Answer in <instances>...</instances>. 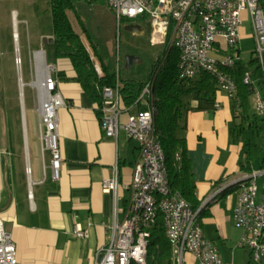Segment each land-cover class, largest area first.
<instances>
[{"label":"crops","instance_id":"0c3cea01","mask_svg":"<svg viewBox=\"0 0 264 264\" xmlns=\"http://www.w3.org/2000/svg\"><path fill=\"white\" fill-rule=\"evenodd\" d=\"M96 2L105 4L115 16L104 0ZM143 18L150 20L152 33L151 19ZM133 25H129L133 33L145 32L141 24ZM14 34L19 49L17 33ZM81 36L91 51L89 40ZM28 38L30 46L31 37ZM46 42L53 45V35H41L34 51L45 50L48 61ZM53 57L55 60L50 64L56 67L54 75L67 103L58 113L62 154L60 176L58 179L53 177L52 153L44 148L41 131L40 140L34 137L29 145L24 102L20 99V112L12 115V124L4 109L5 103H1L0 218L16 245L18 264H95L97 250L110 241L115 224L127 217L139 145L124 129L119 130L117 137L105 135L98 104L90 99L80 83L59 77V73L69 78L76 76L71 60L58 58L55 48ZM95 62L102 74L99 61L96 59ZM234 102L233 97L222 90L217 91L214 99L195 91L186 94L181 135L187 140L193 179L204 208L197 224L205 238L218 247L222 264H248L252 259L251 251L238 245L242 231L236 227L233 218L241 187L227 193L222 191L234 185L236 180L262 171L256 179L259 186L257 201H262L264 157L258 162L262 151L253 161L249 174L240 170L239 161L246 159V133L264 136V116L255 108L258 119L252 117V128L246 127L250 120L243 121L247 139L235 138L234 129L242 122V117ZM138 110L141 109L134 107L131 112ZM122 119H126L125 114ZM116 172L122 185L117 192L106 191L103 182ZM220 180L223 182L214 186ZM76 224L87 230L85 237L73 233ZM173 261H176L174 253ZM260 261L264 264V257ZM184 264L199 262L192 253H186Z\"/></svg>","mask_w":264,"mask_h":264},{"label":"built area","instance_id":"2783aa9c","mask_svg":"<svg viewBox=\"0 0 264 264\" xmlns=\"http://www.w3.org/2000/svg\"><path fill=\"white\" fill-rule=\"evenodd\" d=\"M104 1L114 11L118 24L123 19L148 16L153 27L152 40L156 43L165 41L172 23L175 43H179V49H185V56L180 57L179 76L183 79H193L203 72L210 74V70H217L215 79L218 86L230 97L237 93L235 78L228 71L210 67V60L242 59L239 44L244 11H248L251 18L256 57L260 63L263 61L264 7L261 0ZM190 54H202L209 63V70H201L197 64L191 63ZM32 56V86L36 91L41 140L44 148L52 153V173L53 177L58 179L62 165L58 113L67 103L54 75L56 67L48 63L45 50L33 51ZM92 58L96 61L94 55ZM15 64L20 65L19 55L15 58ZM116 72L117 84L106 85L102 89V101L99 105L101 126L108 137H117L119 130L124 129L130 138L138 142L139 157L130 184L131 197L127 217L115 224L110 241L97 250L95 264H143V257H148L150 229L156 223V215L154 210V219H148V225H140L134 221V212L135 207H144L146 218V210H151L155 189H162L160 208L164 213V226L170 235L176 263L184 264L185 254L192 253L199 264H222L218 247L205 238L202 228L197 224L198 211L194 212L187 200L174 203V196H178L177 191L175 195H167L166 188L161 184L158 155L148 127L146 87L144 86L138 99L146 108L131 112L135 106L129 108L122 104L118 67ZM249 76L253 80L252 71H249ZM19 81L20 85L24 86L21 74ZM255 97V107H258L259 114L264 116V97L259 92H256ZM20 99L23 101L22 93ZM124 114L125 120L122 119ZM262 174V171L254 172L247 180L240 182L241 191L233 215L236 227L242 231L238 245L248 248L255 261L264 257V192L262 201L258 202L259 186L256 181ZM121 185L117 172L103 182L106 191L117 192ZM73 233L78 237H85L87 230L76 224ZM0 264H18L16 245L1 218Z\"/></svg>","mask_w":264,"mask_h":264},{"label":"trees","instance_id":"16d2710c","mask_svg":"<svg viewBox=\"0 0 264 264\" xmlns=\"http://www.w3.org/2000/svg\"><path fill=\"white\" fill-rule=\"evenodd\" d=\"M89 1L96 2L98 0ZM49 2L52 13V35L55 54L58 58H69L76 71L75 77L69 78L64 73H59V77L80 83L90 99L99 106L102 101L103 87L117 84V72L106 64L97 45L89 35L85 21L78 12L76 0H49ZM261 5L264 7V0H261ZM68 10H72L75 13L82 30L87 33L86 36L87 40H89L91 51L99 61L102 74L97 69L96 62L93 60L92 53L87 48L81 33L77 32L73 27ZM130 20L132 19H123V21ZM173 30V24L171 23L164 41L165 44H168L167 53L154 64L148 80L121 79V76H119L120 95L122 104L125 107L135 106L138 109H145L146 105L138 99L147 81L156 74L154 85V104L157 108L156 124L158 136L165 152L170 186L173 191H180L183 194L193 211H198L197 218H199L203 215L204 208L201 207V199L198 197L193 179L192 162L188 154L187 140L185 136L181 135L184 96L195 91L201 96L214 99L220 88L215 77L207 72H203L193 79H183L179 76L180 52L172 40ZM254 63L257 65L252 70L250 66ZM228 71L237 83V93L233 96V100L235 101V107L240 109V116L242 117V122L236 125L234 129V137L245 140V128H252L254 123L252 117L256 118L255 120L257 121L258 115L250 113V98L254 93V88L245 84L243 78L247 71H252V74L261 73L263 75L264 70L258 57H256L255 51H253L249 64L241 59ZM235 96H237L236 99H234ZM245 120H250L246 127L243 124ZM245 141L246 159L239 161V167L241 171L249 174L253 169V161L261 153V146L250 139ZM221 182L223 180L217 181L214 186ZM239 186L241 187L242 183L231 185L222 192L227 193ZM150 230L151 234L148 244L149 264H172L173 249L165 233L163 218L159 217ZM250 255L252 258L251 252ZM248 264H261V261H255L252 258Z\"/></svg>","mask_w":264,"mask_h":264},{"label":"rangeland","instance_id":"374dc122","mask_svg":"<svg viewBox=\"0 0 264 264\" xmlns=\"http://www.w3.org/2000/svg\"><path fill=\"white\" fill-rule=\"evenodd\" d=\"M78 12L85 21L86 28L92 40L97 44L99 52L111 69H119L121 79L148 80L154 64L167 53L168 44H154L151 39L150 20L148 18L122 21L118 24L113 12L102 2L76 0ZM14 11L15 13L14 15ZM73 27L85 38L84 32L75 13L68 10ZM139 23L144 27L143 34H135L129 25ZM19 40V49L16 48L15 34ZM252 24L248 11L243 13L241 29V57L244 62H250L256 44L252 36ZM41 35L52 36V13L49 0H0V105L8 114L10 123L12 115H19L21 108V93L25 108L29 145L33 138L40 140V120L37 111L36 91L32 86L34 79V60L32 52L38 47L37 41ZM31 37L29 46L28 37ZM48 61L53 59L54 46L44 43ZM214 54V53H213ZM19 55L20 65L15 64ZM216 55V54H215ZM256 63L250 67L255 69ZM264 70V55L261 63ZM22 75L24 86L20 85L19 76ZM255 93L250 98V113L255 112L256 92L264 94V76L253 73ZM247 138L262 146V153L258 162L264 157V136L247 132ZM249 174L248 176H250ZM248 176L236 180L233 184L247 180ZM172 264H177L173 261Z\"/></svg>","mask_w":264,"mask_h":264},{"label":"bare ground","instance_id":"6f19581e","mask_svg":"<svg viewBox=\"0 0 264 264\" xmlns=\"http://www.w3.org/2000/svg\"><path fill=\"white\" fill-rule=\"evenodd\" d=\"M172 40L175 42V37H173ZM175 45L179 49V43H175ZM179 52H180V57L185 56V49H179ZM190 61L191 63L197 64V67L201 70H209V63L202 54H190ZM237 62H238L237 60H230V61L210 60V67L219 68L220 71H228V69L235 66ZM178 66L180 69V59ZM210 75L217 77V70H210ZM243 81L245 84L254 87L253 80L250 79L249 76V71L245 73ZM155 82H156V74L145 84L147 99H148V108H147L148 127L150 130V138L153 139L155 142V148L158 155L159 171L161 173V184L166 188L167 195H175L176 191H173L170 186L165 152L157 132V124H156L157 108L154 104ZM255 108L259 113L258 107ZM253 173L251 175H253ZM177 195L178 196H174V203H181V200H186L180 191H177ZM160 196H162V189H155V194H153V201H151V210H146V218H144V207H135L134 221L136 223H140V225H148V219H154V210L156 215V221L159 217L163 218L164 220V213H162V208H160ZM165 233L170 241V235L168 234L167 229H165ZM143 264H149L148 257H143Z\"/></svg>","mask_w":264,"mask_h":264},{"label":"water","instance_id":"95a60500","mask_svg":"<svg viewBox=\"0 0 264 264\" xmlns=\"http://www.w3.org/2000/svg\"><path fill=\"white\" fill-rule=\"evenodd\" d=\"M135 25H130V27H134Z\"/></svg>","mask_w":264,"mask_h":264}]
</instances>
